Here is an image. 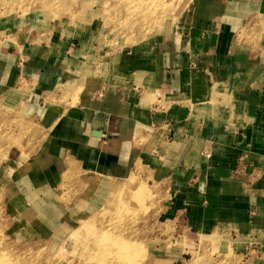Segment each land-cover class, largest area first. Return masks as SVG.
Wrapping results in <instances>:
<instances>
[{
  "label": "crops",
  "instance_id": "0c3cea01",
  "mask_svg": "<svg viewBox=\"0 0 264 264\" xmlns=\"http://www.w3.org/2000/svg\"><path fill=\"white\" fill-rule=\"evenodd\" d=\"M25 24L0 20V127L15 126L0 136V189L20 193L13 203L39 213L44 171L78 174L82 199L142 167L172 195L158 264L186 263L200 241L264 264V0H191L156 42L99 60L88 39Z\"/></svg>",
  "mask_w": 264,
  "mask_h": 264
},
{
  "label": "rangeland",
  "instance_id": "374dc122",
  "mask_svg": "<svg viewBox=\"0 0 264 264\" xmlns=\"http://www.w3.org/2000/svg\"><path fill=\"white\" fill-rule=\"evenodd\" d=\"M190 2L0 0V20L23 21L26 26L20 32L28 35L34 31V36H51L60 30L73 38L88 39L96 46L99 60L131 49L140 41L156 42L161 25L176 19ZM92 56L93 53L89 58ZM98 60L93 64L102 70L107 60ZM90 62L83 63L84 70L89 69ZM75 95L76 92L71 93L73 101ZM12 123L0 127L1 142L6 131L11 134L15 131ZM76 175L68 170L39 174L41 201L47 197L65 208L66 215L62 218L54 209L47 213L48 206L41 201L39 213L20 206L23 204H14L21 200L20 193L17 196L13 189H0V264H158L160 246L170 247L175 232L174 221L167 214L166 204L172 197L170 188L151 182L150 174L137 167L128 180L105 181L99 188L88 187L80 199ZM84 179L91 184L90 178ZM205 244L200 241L199 250L190 252L183 264L248 261L245 254L242 258L230 248L232 242L221 248L214 242L208 248Z\"/></svg>",
  "mask_w": 264,
  "mask_h": 264
},
{
  "label": "bare ground",
  "instance_id": "6f19581e",
  "mask_svg": "<svg viewBox=\"0 0 264 264\" xmlns=\"http://www.w3.org/2000/svg\"><path fill=\"white\" fill-rule=\"evenodd\" d=\"M19 109H20V108H19ZM74 115H75V114H74ZM74 115H73V116H74ZM75 117H77V116H75ZM30 123H31V122H30ZM34 131H35V130H34ZM43 135H44V134H43ZM43 135H42V136H43ZM40 136H41V135H40ZM44 137H45V135H44ZM42 138H43V137H42ZM68 165H69V164H68ZM73 166H74V165H73ZM69 167H70V166H69ZM71 167H72V166H71ZM67 169H68V167H67ZM68 171H69V170H68ZM70 171H71V170H70ZM72 172H73V171H72ZM72 174H73V173H72ZM74 174H76V173H74ZM76 176H78V175H76ZM52 258H53V257H52Z\"/></svg>",
  "mask_w": 264,
  "mask_h": 264
}]
</instances>
